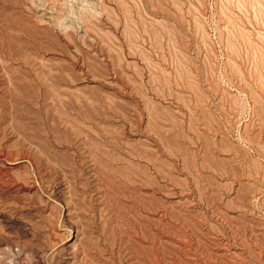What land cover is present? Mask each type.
<instances>
[{"label": "rangeland", "instance_id": "rangeland-1", "mask_svg": "<svg viewBox=\"0 0 264 264\" xmlns=\"http://www.w3.org/2000/svg\"><path fill=\"white\" fill-rule=\"evenodd\" d=\"M0 264H264V0H0Z\"/></svg>", "mask_w": 264, "mask_h": 264}, {"label": "bare ground", "instance_id": "bare-ground-1", "mask_svg": "<svg viewBox=\"0 0 264 264\" xmlns=\"http://www.w3.org/2000/svg\"><path fill=\"white\" fill-rule=\"evenodd\" d=\"M15 39V38H14Z\"/></svg>", "mask_w": 264, "mask_h": 264}]
</instances>
